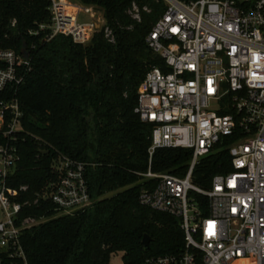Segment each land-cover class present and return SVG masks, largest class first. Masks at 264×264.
<instances>
[{"label": "built area", "instance_id": "obj_1", "mask_svg": "<svg viewBox=\"0 0 264 264\" xmlns=\"http://www.w3.org/2000/svg\"><path fill=\"white\" fill-rule=\"evenodd\" d=\"M163 2L166 10L145 39L163 64L145 73L135 111L152 124L150 164L158 147L192 149V158L183 176L151 166L139 173L140 203L180 218L185 234L180 252L148 255L142 264H264V0ZM49 10V22L30 35L69 36L84 45L98 31L115 39L93 6L50 0ZM29 70L25 50L0 47V254L12 264H29L22 234L46 219L22 216L24 207L49 202L56 213L71 215L92 201L88 163L72 157L54 158V178L32 199L19 200L29 185L10 183L24 133L15 94ZM226 139L231 170L215 174L210 187L197 185L199 160ZM197 195L207 197V208Z\"/></svg>", "mask_w": 264, "mask_h": 264}, {"label": "trees", "instance_id": "obj_2", "mask_svg": "<svg viewBox=\"0 0 264 264\" xmlns=\"http://www.w3.org/2000/svg\"><path fill=\"white\" fill-rule=\"evenodd\" d=\"M80 1L102 12L114 31L113 42L103 31L85 45L69 36H32L30 30L49 22L50 0H0V47L26 50L31 62L15 94L24 133L16 142L20 158L10 183L16 188L29 185L19 200L32 199L54 178L52 163L62 155L88 163L92 198L71 215H55L49 202L24 207L22 216L46 217L22 234L28 262L109 264L113 254L122 252L123 264H142L148 255L177 254L185 245L180 218L139 200L144 181L140 172L151 166L156 173L183 176L192 158V149L158 147L150 164L152 124L135 111L145 73L163 64L145 39L164 14L165 4ZM230 142L217 143L199 160L192 177L197 185L210 187L215 174L231 170ZM111 192L115 193L106 196ZM197 198L207 208V197ZM146 233L151 236L149 247L142 242ZM0 264L12 261L0 254Z\"/></svg>", "mask_w": 264, "mask_h": 264}, {"label": "rangeland", "instance_id": "obj_3", "mask_svg": "<svg viewBox=\"0 0 264 264\" xmlns=\"http://www.w3.org/2000/svg\"><path fill=\"white\" fill-rule=\"evenodd\" d=\"M71 1L82 4V2L80 0H71ZM87 5H89V4H87ZM89 6H91V5H89ZM85 17H86L85 15L82 16V18H85ZM214 107H215V105H212V108H214ZM114 193L115 192L108 193L106 196H110V195H112ZM55 215H61V214L56 213ZM109 264H123V253L122 252H119V253L113 254L112 257H111V260H110Z\"/></svg>", "mask_w": 264, "mask_h": 264}, {"label": "water", "instance_id": "obj_4", "mask_svg": "<svg viewBox=\"0 0 264 264\" xmlns=\"http://www.w3.org/2000/svg\"><path fill=\"white\" fill-rule=\"evenodd\" d=\"M25 57L27 58L28 57V53L27 51L25 50ZM150 241H151V236L149 234H145L144 235V238H143V244L145 247H149L150 246Z\"/></svg>", "mask_w": 264, "mask_h": 264}]
</instances>
